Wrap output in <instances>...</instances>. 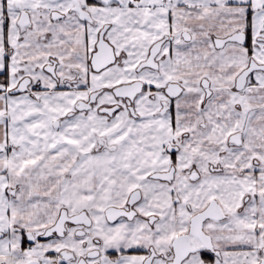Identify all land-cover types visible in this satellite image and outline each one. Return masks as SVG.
<instances>
[{
  "label": "snow or ice",
  "instance_id": "6c2138e0",
  "mask_svg": "<svg viewBox=\"0 0 264 264\" xmlns=\"http://www.w3.org/2000/svg\"><path fill=\"white\" fill-rule=\"evenodd\" d=\"M0 264H264V0H0Z\"/></svg>",
  "mask_w": 264,
  "mask_h": 264
}]
</instances>
